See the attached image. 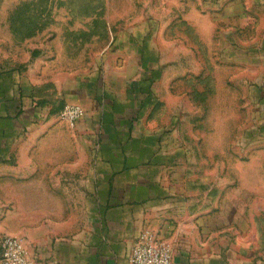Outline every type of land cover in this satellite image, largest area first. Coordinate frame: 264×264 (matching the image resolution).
<instances>
[{
	"label": "crops",
	"instance_id": "crops-1",
	"mask_svg": "<svg viewBox=\"0 0 264 264\" xmlns=\"http://www.w3.org/2000/svg\"><path fill=\"white\" fill-rule=\"evenodd\" d=\"M52 31L54 44L24 75L0 76V255L13 236L35 264H131L138 236L151 231L171 245L172 264H264V120L250 160L236 155L229 166L225 146L218 171L196 170L212 155L195 146L211 139L181 136L179 117L145 105L146 74L135 85L123 69L111 74L109 57L92 52L85 63L67 50L65 35L98 28ZM64 104L86 111L73 128L56 115ZM65 127L72 137L56 138ZM69 200L74 211L86 205V225L57 213Z\"/></svg>",
	"mask_w": 264,
	"mask_h": 264
},
{
	"label": "rangeland",
	"instance_id": "rangeland-1",
	"mask_svg": "<svg viewBox=\"0 0 264 264\" xmlns=\"http://www.w3.org/2000/svg\"><path fill=\"white\" fill-rule=\"evenodd\" d=\"M75 26L99 31L65 35L71 54H83L85 63L92 52L107 56L111 74L123 69L135 85L140 72L146 74L145 105L163 109L167 120L179 117L181 136L211 139L209 147L195 146L197 154L212 155L211 162L199 159L196 170L210 165L218 171L225 146L229 166L236 155L251 159V140L264 120L261 0H0V76L7 74L11 82L13 72L24 75L54 44L52 29ZM64 106L55 107L56 115L68 125L61 119ZM63 131L56 138L72 137L70 128ZM260 183L264 186V178ZM66 205L67 211L57 213L86 225V205L83 212L74 211L70 200Z\"/></svg>",
	"mask_w": 264,
	"mask_h": 264
},
{
	"label": "built area",
	"instance_id": "built-area-1",
	"mask_svg": "<svg viewBox=\"0 0 264 264\" xmlns=\"http://www.w3.org/2000/svg\"><path fill=\"white\" fill-rule=\"evenodd\" d=\"M85 109L80 105H67L61 119L71 128L85 115ZM171 245L158 239L151 231L142 232L132 248L129 261L131 264H172ZM1 264H35L30 258L24 242L13 236H6L1 242Z\"/></svg>",
	"mask_w": 264,
	"mask_h": 264
}]
</instances>
